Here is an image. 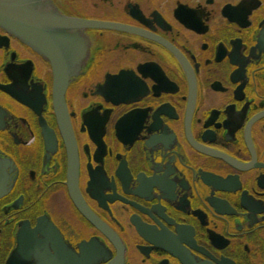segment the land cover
I'll use <instances>...</instances> for the list:
<instances>
[{"label": "flooded vegetation", "instance_id": "flooded-vegetation-1", "mask_svg": "<svg viewBox=\"0 0 264 264\" xmlns=\"http://www.w3.org/2000/svg\"><path fill=\"white\" fill-rule=\"evenodd\" d=\"M54 3L128 30H84L68 140L50 63L0 29V264H264V0ZM20 231L45 258L12 260Z\"/></svg>", "mask_w": 264, "mask_h": 264}, {"label": "water", "instance_id": "water-1", "mask_svg": "<svg viewBox=\"0 0 264 264\" xmlns=\"http://www.w3.org/2000/svg\"><path fill=\"white\" fill-rule=\"evenodd\" d=\"M0 29L50 63L53 77V107L60 129L69 140L64 96L69 83L82 74L89 56L90 41L84 30L127 31L128 28L101 21L69 18L60 13L54 0H0ZM77 175V155L68 144L67 186L70 198L75 207L96 225V219L88 211L79 194ZM47 229H50V225L42 222L38 225L36 233L48 237L51 244H54L55 241L52 240L54 235ZM29 237L28 232L20 231L18 248L12 255V260L45 258L39 252V245H30ZM56 244H59L58 241Z\"/></svg>", "mask_w": 264, "mask_h": 264}]
</instances>
